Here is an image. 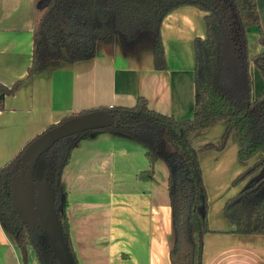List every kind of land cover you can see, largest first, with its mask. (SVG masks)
Segmentation results:
<instances>
[{"label": "crops", "instance_id": "obj_1", "mask_svg": "<svg viewBox=\"0 0 264 264\" xmlns=\"http://www.w3.org/2000/svg\"><path fill=\"white\" fill-rule=\"evenodd\" d=\"M256 3L264 30V0ZM203 16L204 11L192 4L180 5L164 16L160 28L164 69L154 68L150 44H139L128 52L115 37L110 43L99 42L92 58L54 62L48 70L24 79L14 92L5 95L0 108V166L64 116L102 106L131 105L139 95L158 111L177 119L190 117L194 104L193 41L205 35ZM33 27L34 0H0L1 84L11 86L26 76ZM249 30L258 33L255 25ZM225 123L220 120L192 132L191 143L199 147L218 141ZM92 130L104 131H88L75 139L59 185L66 193L65 214L78 264H171L170 200L164 178L162 182L157 179L159 170L167 177L166 165L157 160L152 177L142 180L137 173L150 165L145 146L110 127ZM80 140L94 143L80 146ZM238 146L231 132L223 149L198 153L211 228L203 235L201 264H264V234L233 231L234 225L222 210L225 199L238 190L232 179L251 161L239 159ZM70 166L74 168L71 172ZM0 264H22L1 221Z\"/></svg>", "mask_w": 264, "mask_h": 264}, {"label": "trees", "instance_id": "obj_2", "mask_svg": "<svg viewBox=\"0 0 264 264\" xmlns=\"http://www.w3.org/2000/svg\"><path fill=\"white\" fill-rule=\"evenodd\" d=\"M184 4L202 9L205 24V35L193 41L192 115L177 119L150 107L143 95L131 105L100 108L107 109L118 120L110 128L136 138L145 146L150 165L137 173L138 178L150 179L157 160L166 163L173 225L171 264H201L203 235L211 228L198 153L210 148L223 149L231 132L238 140L239 159L251 161L232 179V185L244 180L245 183L225 199L223 214L234 225L235 232L264 234V89L252 97L248 71L251 60L264 78V30L256 0H34L31 62L24 78L11 86L0 83V108L4 106L5 95L14 92L24 79L48 70L54 62L73 63L92 58L99 42L110 43L115 37L128 52L139 44H150L154 68H166L162 20L170 10ZM252 25L258 29L261 49L250 59L247 28ZM88 110L91 109L70 113L61 120ZM220 120L226 123L218 141L199 147L191 143L192 132ZM87 132L57 141L40 155L33 170L35 179L48 176L56 188L58 215L76 264L65 214L66 193L61 194L59 185L75 139ZM22 150L0 166V221L22 261L27 260L31 247L39 264H58L45 232L39 225L30 228L22 223L10 200L9 180L20 167Z\"/></svg>", "mask_w": 264, "mask_h": 264}, {"label": "water", "instance_id": "obj_3", "mask_svg": "<svg viewBox=\"0 0 264 264\" xmlns=\"http://www.w3.org/2000/svg\"><path fill=\"white\" fill-rule=\"evenodd\" d=\"M233 14V11H231ZM118 120L105 108H95L67 117L33 137L19 155V169L9 180L12 206L22 223L30 228L39 225L45 232L58 264H76L65 240L56 205V188L48 176L35 179L37 159L59 140L97 128H109Z\"/></svg>", "mask_w": 264, "mask_h": 264}, {"label": "rangeland", "instance_id": "obj_4", "mask_svg": "<svg viewBox=\"0 0 264 264\" xmlns=\"http://www.w3.org/2000/svg\"><path fill=\"white\" fill-rule=\"evenodd\" d=\"M254 26V25H252ZM250 27V26H249ZM253 30H249V32L247 33L248 35V45H249V58L251 59V56L257 52V47L261 45L257 42V33L256 32H252ZM248 71H249V74H250V77H251V81H252V96H256L257 94H259L260 92H262V90L264 89V78L263 76L261 75L258 67L250 60L249 61V65H248ZM98 129H107L106 127L105 128H98ZM90 131H104V130H89V133H93V132H90ZM114 131H117L116 133H120L121 135H123L122 137H127V139H129L130 141H135L136 143H140L142 144L139 140H137L136 138L134 137H131V136H128L126 135L125 133H123L122 131L118 130V129H114ZM91 139V138H89ZM92 140V139H91ZM91 140H80L79 141V145L80 146H86V147H90L91 146ZM112 140H116L115 137L112 138ZM90 141V142H89ZM94 143V142H93ZM161 161V160H160ZM75 162V160H74ZM72 162V165L73 163ZM161 163L163 165H166V163L164 161H161ZM165 167V166H164ZM74 168H72L71 166L68 168V171H73ZM69 172V176L72 174ZM157 179L159 181L162 182L163 178H164V185L166 186V183H167V177H163L162 175V171L159 170L157 172ZM69 176L66 177V180L69 178ZM242 181L239 182V183H236L232 186H236L237 189L241 188L242 185H241ZM236 189V190H237ZM60 190H61V193H63L65 190L61 184V187H60ZM61 209V206L59 207ZM22 264H39L36 256H35V253L33 251V249L31 247H29V251H28V256H27V260L24 262L22 261Z\"/></svg>", "mask_w": 264, "mask_h": 264}]
</instances>
